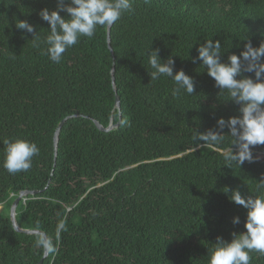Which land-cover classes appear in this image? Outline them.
Segmentation results:
<instances>
[{
  "label": "trees",
  "instance_id": "16d2710c",
  "mask_svg": "<svg viewBox=\"0 0 264 264\" xmlns=\"http://www.w3.org/2000/svg\"><path fill=\"white\" fill-rule=\"evenodd\" d=\"M56 5L0 0V264H39L44 257L43 238L17 232L10 221L22 191L39 192L19 202L16 222L46 235L53 251L42 264H208L218 236L230 242L233 232L246 230L247 210L230 202L227 188L264 196L257 186L264 145L252 148L257 161L240 168L224 159L233 140L227 128L218 144L196 138V130H218L220 117L240 113L191 57L209 39L221 41L223 62L249 40L258 47L264 0H132V11L110 28L113 55L108 27L97 26L60 63L31 40L48 34L38 12ZM19 20L34 32L17 29ZM151 49L162 61L172 56L174 72L193 78L194 94L174 96L166 76L150 80ZM74 115L55 151L58 125ZM119 117L108 132L94 122L107 128ZM17 138L34 142L39 154L28 171L10 174L3 167L5 141ZM250 256V264H264V255Z\"/></svg>",
  "mask_w": 264,
  "mask_h": 264
},
{
  "label": "clouds",
  "instance_id": "9594fccd",
  "mask_svg": "<svg viewBox=\"0 0 264 264\" xmlns=\"http://www.w3.org/2000/svg\"><path fill=\"white\" fill-rule=\"evenodd\" d=\"M130 11L132 0H57L54 10L43 8L38 12L39 17L49 25L48 34L42 42L36 34L31 40L34 47H39L40 43L46 45L43 54L52 62L60 63L63 54L77 44L80 37L92 38L97 26H112L125 12ZM61 12L65 15L62 16ZM16 28L34 32L33 25L25 20H19ZM221 49L220 40H205L196 49L198 55L191 59L194 63L196 60L201 62L205 72L214 80L215 87L227 91L230 101L239 105L240 115L227 120L220 117L217 120L218 130H196V138L218 144L223 140V129L227 128L233 140L231 147L224 152V159L228 163H237L241 168L245 161H257L259 157L253 155L252 148L264 145V42L253 47L249 40L239 55H228L226 62L221 60L224 54ZM174 63L172 56L162 61L159 50L151 49L148 56V64L152 69L149 72L150 80L166 76L175 84L172 92L174 96L179 95L181 90L189 95L194 94L193 78L183 69L174 72ZM244 73H254L255 78ZM5 144L4 169L10 174L28 171L32 167V158L39 154L38 146L19 138L7 140ZM257 186L264 189V179ZM225 194L230 202L247 210L244 223L246 230L233 232L230 242L218 236L215 246L209 250L208 264H250L251 252L264 255V196L244 197L238 189L228 188ZM232 223L239 224L240 218L233 217ZM40 243L47 251H53L50 242L41 240Z\"/></svg>",
  "mask_w": 264,
  "mask_h": 264
},
{
  "label": "water",
  "instance_id": "95a60500",
  "mask_svg": "<svg viewBox=\"0 0 264 264\" xmlns=\"http://www.w3.org/2000/svg\"><path fill=\"white\" fill-rule=\"evenodd\" d=\"M110 28L111 26L108 27V47L113 55V50L110 46ZM112 72H114V69L112 70ZM112 85H113V89L115 91V107L117 109H120V99L116 93V89H115V82H114V76L112 75ZM120 116V115H119ZM74 117H77L76 115L74 116H70L64 120H62L60 122V124L58 125L56 131H55V134H54V147H55V151L57 150V144H58V140H59V134H60V130L63 126V124L67 121V119H70V118H74ZM95 122V125L96 127L102 131V132H108L110 130H112L113 128L117 127L118 125H120V117H119V121L116 125H113L112 123L109 124V126L107 128H104L103 126H101L98 122L94 121ZM55 160V159H54ZM39 192L37 191H22L19 193L18 197L13 201L11 207H10V212H9V217H10V221L12 223V226L13 228L19 232V233H23V234H27V235H39L43 238V240L47 241V238H46V235L41 232V231H38V230H24V229H21L17 222H16V210H17V207L19 205V202L26 198L27 196L29 195H35ZM48 256V251L44 248V258H46ZM43 259L41 260V262L39 264H42L43 263Z\"/></svg>",
  "mask_w": 264,
  "mask_h": 264
},
{
  "label": "rangeland",
  "instance_id": "374dc122",
  "mask_svg": "<svg viewBox=\"0 0 264 264\" xmlns=\"http://www.w3.org/2000/svg\"><path fill=\"white\" fill-rule=\"evenodd\" d=\"M2 208V206H0V209Z\"/></svg>",
  "mask_w": 264,
  "mask_h": 264
}]
</instances>
